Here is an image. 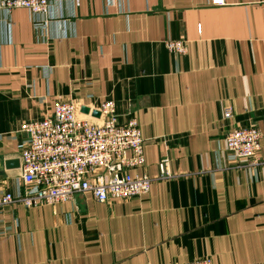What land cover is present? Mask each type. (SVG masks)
<instances>
[{
	"label": "crops",
	"instance_id": "1",
	"mask_svg": "<svg viewBox=\"0 0 264 264\" xmlns=\"http://www.w3.org/2000/svg\"><path fill=\"white\" fill-rule=\"evenodd\" d=\"M223 1L0 8V193L20 189L22 126L58 98L81 118L106 100L119 123L135 116L145 165L129 172L152 178L140 197L1 207L0 264H264V0ZM251 125L261 163L238 166L224 138ZM163 158L171 177L160 175Z\"/></svg>",
	"mask_w": 264,
	"mask_h": 264
},
{
	"label": "built area",
	"instance_id": "2",
	"mask_svg": "<svg viewBox=\"0 0 264 264\" xmlns=\"http://www.w3.org/2000/svg\"><path fill=\"white\" fill-rule=\"evenodd\" d=\"M51 1L0 0V8H26L32 13L47 14ZM165 47L175 54L187 51L182 40H167ZM98 111L102 121L96 123L91 120L94 119L90 117L91 111L81 118L72 101L58 98L49 115L24 124L27 137L21 142L20 189L16 194L1 192L0 208L12 202H21L27 208L54 205L83 192H90L98 202L146 194L152 178L145 173L139 176L129 172L145 165L144 139L137 118L130 116L125 123H119L112 100L102 102ZM231 116V109L226 108L223 117ZM262 135L252 125L226 133L225 147L238 166L261 163L257 152ZM158 168L161 177H171L166 158L158 162ZM172 264H212V261L204 257Z\"/></svg>",
	"mask_w": 264,
	"mask_h": 264
},
{
	"label": "water",
	"instance_id": "3",
	"mask_svg": "<svg viewBox=\"0 0 264 264\" xmlns=\"http://www.w3.org/2000/svg\"><path fill=\"white\" fill-rule=\"evenodd\" d=\"M82 111H84L85 113H88L89 109L88 108H82ZM99 115H100L99 111H97V110L91 111V116L98 117ZM5 164H6L7 168L17 166L18 160H8L5 162Z\"/></svg>",
	"mask_w": 264,
	"mask_h": 264
}]
</instances>
